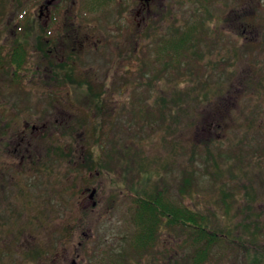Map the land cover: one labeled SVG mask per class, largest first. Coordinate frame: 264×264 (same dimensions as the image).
I'll use <instances>...</instances> for the list:
<instances>
[{"label": "rangeland", "instance_id": "1", "mask_svg": "<svg viewBox=\"0 0 264 264\" xmlns=\"http://www.w3.org/2000/svg\"><path fill=\"white\" fill-rule=\"evenodd\" d=\"M77 1L78 13L65 11L63 24L73 20L93 38L80 56L55 61L67 73L50 78L47 56L34 52L37 34L44 36V0H0V50L18 26L26 31L18 70L36 96L33 107L65 104V94L48 89L67 88L80 109L54 111L52 119L74 146L84 145L83 156L59 157L51 172L42 162L43 170L18 174L19 198L0 204V264H109L120 253L129 264H191L192 249L179 247L182 232H161L142 257L129 249L136 194L109 169L115 147L142 150L134 187L144 180L151 195L164 187L175 205L204 214L225 235L204 264H264V0H153L143 12L139 0L127 1V12L125 0ZM87 6L96 7L86 13ZM5 76L1 71L0 84ZM133 91L146 94V115H157L140 137L128 130L135 126L126 113ZM4 119L12 127L10 114ZM119 121L128 135L110 139ZM50 145L60 150L62 143ZM87 187L97 190L96 206L83 202Z\"/></svg>", "mask_w": 264, "mask_h": 264}, {"label": "flooded vegetation", "instance_id": "2", "mask_svg": "<svg viewBox=\"0 0 264 264\" xmlns=\"http://www.w3.org/2000/svg\"><path fill=\"white\" fill-rule=\"evenodd\" d=\"M113 1V0H110ZM127 1L125 0V10L127 12ZM153 0H139L141 8L138 10L143 12L144 10L150 9V4ZM77 0H44L43 4L39 8L38 14L40 16L43 14L44 10L46 11L47 20L43 25H33V28L36 30L37 27H43V35L37 34L41 39L36 40V48L34 52L36 54L45 55L48 58L49 66L46 69L47 77L58 78L59 74H66L67 72L60 69L57 63H64L70 57H78L81 54V51L84 50L90 40L93 38L92 30L85 28L83 25H80L72 20L71 24H63V15L66 12L71 11V13H78L79 9L76 7ZM86 6V5H85ZM96 7V6H92ZM87 6L85 12L89 13L90 10L94 8ZM83 9V8H82ZM81 9V10H82ZM123 16V15H122ZM126 18L128 15L125 14ZM40 28V29H41ZM2 31V30H1ZM26 34V31L23 27H19L14 32V41L9 42L6 39V43L3 42L2 46L5 49H1L0 52L2 56L6 57H18L19 54V43L22 33ZM34 32V31H33ZM6 36V34L4 33ZM36 35V33H35ZM5 43V44H4ZM39 45V46H38ZM43 50V52H42ZM57 61V65L55 64ZM54 67V68H52ZM3 69H5L2 66ZM17 67L14 65L13 74L3 72L5 78H8L10 81H16L19 74V70H16ZM4 78V79H5ZM2 84V85H1ZM0 84V204L8 201V204L14 203L15 197L17 196V191H15V181L18 178V174L22 171L24 174H32L38 169L51 170L56 165V160L59 157L65 159V157L74 155L75 153H80L81 156L84 145L72 144L75 141L69 140L67 135L69 130L64 127L63 124H58L59 119H52L54 111H58V114H61V111L65 110L71 113L69 106H74L78 108L77 102H70V92L67 88L60 87L57 89H48L53 94L56 95L65 94L66 103L62 104L60 102L53 103L52 105L45 104L42 102L36 108L33 107V99L36 96L30 91V88L20 87V86H8L3 87V78ZM66 91V92H65ZM28 100V101H27ZM8 101V102H7ZM60 103V104H59ZM45 104V106H43ZM35 108V109H34ZM80 109V108H78ZM27 110L36 111L38 116L35 114L28 113V116L24 115ZM8 113L13 119L12 127L4 119V115ZM70 117L71 114H67ZM19 117L21 118L22 123L20 125ZM33 117V118H32ZM66 118V117H65ZM65 118L61 120L63 122ZM33 138L38 139L39 145H35ZM53 143H62L60 150L55 147L51 149L50 144ZM76 143V142H75ZM48 144L50 146H48ZM58 150V151H57ZM74 150V151H73ZM37 158L40 159L37 162ZM82 158V157H81ZM83 159V158H82ZM44 163V168L40 165ZM84 163H88L87 159H83ZM43 168V169H42ZM87 170H89L87 168ZM7 176V178H6ZM6 178V179H5ZM9 179V180H8ZM85 191H89V196H85L83 192V202L91 201L93 206H96L98 203L96 196V188L87 187ZM7 198V200H6ZM87 206V205H86Z\"/></svg>", "mask_w": 264, "mask_h": 264}, {"label": "trees", "instance_id": "3", "mask_svg": "<svg viewBox=\"0 0 264 264\" xmlns=\"http://www.w3.org/2000/svg\"><path fill=\"white\" fill-rule=\"evenodd\" d=\"M185 1L191 2L193 0ZM199 1L205 4L208 3V5H210L214 0ZM1 17L2 14L0 12V19ZM38 39L41 38L38 37ZM195 39L196 38H194V40ZM180 43H183V41L181 40ZM25 54L26 53L24 52H19V56L17 55L18 57L11 56L5 58L0 52V72H7L10 76V74H13V72L15 71L14 65L15 67H17L16 70L20 69L19 66L21 65V62H24V59L26 57ZM173 57L176 58L173 55L169 57L170 61H172ZM2 66L5 69H3ZM16 76V81H10L8 78L4 77L5 79L3 78V87H24L25 84L23 83V76H20V73ZM155 77H157V75H155ZM101 94L99 95L101 96ZM94 96L95 95H93L92 98ZM140 96H146V94H143V92L141 91H133L129 100L130 108L128 111L126 110V113L130 114V122H132V124H130H135V126L137 127L135 128V126H131V128H129L128 130L134 131L132 133L134 135L139 134L138 137H140L142 133L144 134L147 126L150 125V122H155V116L157 117V115H154V117L152 115H146L144 108L145 102L142 98H140ZM183 96L184 94L177 95L179 100ZM97 102V100L94 101L95 104H98ZM172 102L176 103L177 100L175 99ZM165 105V108L158 112V117L160 116L158 120L162 122L167 121L164 111L168 109V103H165ZM92 111L96 113L95 109H92ZM92 114L94 115V113ZM122 125H124L122 121L115 122L114 126H111L106 133L107 137H110V139H114L115 136L118 135H128V130H125ZM127 138L129 139V137ZM124 142L128 144L127 140ZM119 148L121 147H115V149L113 150V155L111 154L113 160L111 159V162L108 163V166L109 169H112L110 171H115L116 173L114 174L119 175L122 180L128 183V190L133 191L136 194L134 196V206L132 207V209L134 208L132 213V225L130 226L131 229L133 228V232L131 234V238L129 239L128 245L132 253H134L138 257H142L144 253L151 252V250H153L156 247L157 243L160 241L161 232L163 231H168L173 235H178L180 232H182L184 233L186 238L184 239V241H182L183 245H179V247H183V249H185V247H187V244V250L192 249L191 264L206 263L209 259H211V254H213L214 247L217 244H222L223 242H225V240H227L225 238V235L214 228L213 224L204 214L199 213L187 206L175 205L174 202L169 200L167 196L168 190L164 187L160 186L161 189H157L156 192L152 195L146 192L147 190L145 188L144 180H140L141 182L138 185V188L134 187L136 186L133 182L134 178L138 176L141 178L138 171L140 167H143V165H140L136 159L137 156L141 154L142 150H137L134 147H127L128 150ZM91 159L94 163L95 160L93 156H91ZM96 166H98V164H96ZM114 166H116V168L113 169ZM124 255L125 254L122 253L118 255H112L110 257L109 264H129ZM248 255L249 253L247 250L245 256L247 257ZM248 264H253V260L251 261V263L248 262Z\"/></svg>", "mask_w": 264, "mask_h": 264}]
</instances>
